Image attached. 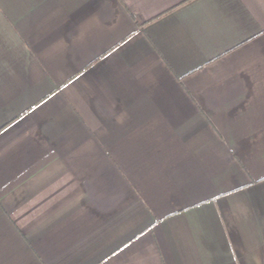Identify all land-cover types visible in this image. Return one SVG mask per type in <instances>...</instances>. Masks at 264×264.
Returning a JSON list of instances; mask_svg holds the SVG:
<instances>
[{"label":"crops","instance_id":"1","mask_svg":"<svg viewBox=\"0 0 264 264\" xmlns=\"http://www.w3.org/2000/svg\"><path fill=\"white\" fill-rule=\"evenodd\" d=\"M0 264H264V0H0Z\"/></svg>","mask_w":264,"mask_h":264}]
</instances>
